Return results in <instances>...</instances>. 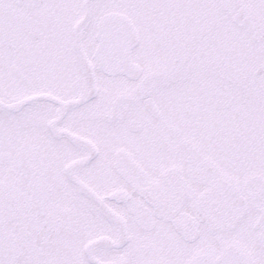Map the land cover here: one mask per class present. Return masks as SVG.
<instances>
[{
  "label": "snow or ice",
  "instance_id": "snow-or-ice-1",
  "mask_svg": "<svg viewBox=\"0 0 264 264\" xmlns=\"http://www.w3.org/2000/svg\"><path fill=\"white\" fill-rule=\"evenodd\" d=\"M0 264H264V0H0Z\"/></svg>",
  "mask_w": 264,
  "mask_h": 264
}]
</instances>
